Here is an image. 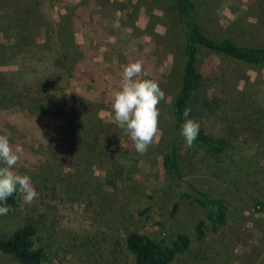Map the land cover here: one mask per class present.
Instances as JSON below:
<instances>
[{
    "label": "rangeland",
    "instance_id": "1",
    "mask_svg": "<svg viewBox=\"0 0 264 264\" xmlns=\"http://www.w3.org/2000/svg\"><path fill=\"white\" fill-rule=\"evenodd\" d=\"M208 1L210 14L202 26L206 32L227 34L239 45L264 42V13L257 19L246 13L247 5L254 0ZM25 4L34 13L31 35L35 43L50 47L57 43L67 52L73 72L65 91L66 105L68 113L75 110L72 115L77 116L72 127L85 129V134L80 133L85 140L91 138L87 134L90 129L92 134L100 133L96 152L101 164H93L88 187H96L106 174L115 183L113 188L100 191L101 202L96 205L94 196L92 199L81 196L75 202L61 201L59 195L46 196L47 187L60 181L38 165L50 156L48 144L40 146L37 155L31 153L35 162L27 164L22 159L14 166V172L30 177L38 193L31 204H26L19 191V214L31 207L44 214L46 230L42 246L52 264H134L124 246L129 232L151 237L163 235L166 241L169 233L188 235L191 247L184 259L190 264H264V154L262 149L258 150L255 129L244 119V112L264 111V65L252 66L219 57L208 79L207 85L216 92L230 119L234 137L248 142L245 152L212 155L195 144L191 148L186 143L181 146L179 162L186 186L192 192L194 188L209 192L226 208L225 223L214 232H207L205 241L199 243L195 227L203 219V213L184 198L179 201L174 217H169L176 185L161 167L165 141L174 127L172 108L184 68L185 30L174 3L171 0H0V8L7 7L4 10L8 13L12 9L21 10L26 17L31 14L27 6L23 7ZM238 17L237 23L250 31L244 37L237 35L236 25L231 24ZM24 60L29 62V53ZM10 61L0 65V71L7 76L18 68L16 59ZM135 61L142 62V78L155 81L164 93L158 105L157 138L143 154L135 150L126 129L117 125L112 108L113 93L119 89L123 68ZM7 112L8 115L0 113V135H7L10 143L12 136H16L13 125L21 119L15 110ZM2 128H9L11 134L4 133ZM74 134H67L71 146L78 140ZM98 153L103 154V159ZM64 174L71 180V169L64 168ZM100 209L101 214L97 213ZM3 229L5 233L12 230ZM84 230L113 234L115 244L102 235L106 238L101 242L108 244H99L101 248L92 255L78 258L71 251L68 234ZM0 264L19 263L0 253Z\"/></svg>",
    "mask_w": 264,
    "mask_h": 264
},
{
    "label": "trees",
    "instance_id": "2",
    "mask_svg": "<svg viewBox=\"0 0 264 264\" xmlns=\"http://www.w3.org/2000/svg\"><path fill=\"white\" fill-rule=\"evenodd\" d=\"M171 1L185 30L182 52L184 68L181 88L172 108L174 127L165 141L161 167L167 178L176 185V193L168 210L169 217H174L179 201L184 198L196 204L203 213V219L195 227V237L199 243H203L207 232H214L225 223L226 208L219 198L209 192L195 188L191 192L183 181L179 155L185 139L181 135V127L187 118L198 122L199 134L193 144L209 154L223 155L233 151H246L248 142L234 137L230 119L223 111L221 100H218L216 92L207 84L219 57L252 66H263L264 42L239 45L227 34L214 35L206 32L202 26L210 14L211 3L208 0ZM28 5H23L27 6L26 9L30 12L28 14H31L26 17L21 10L10 9L8 13L4 10L7 7L0 8V65H6L10 60L16 59L18 67L9 74L10 76L0 71V113L8 115L7 111L15 110L21 119L13 125L16 128V136H12L10 144L23 148L20 160H26L27 164L35 162L36 151L40 146L48 144L50 156L38 165L55 174L60 181L51 188L47 187L46 196L59 195L61 201L71 202L77 201L81 196L88 199L94 196L97 197L94 200L97 202L95 205L100 204V191L105 187L115 186L113 178L106 174L96 187H88L93 164H101V160H97L96 152L100 133L92 134L90 129L87 134H90L91 138L85 140L86 137L80 133L85 134L86 130L72 127L77 122V116L74 118L72 115L75 110L68 113L66 105L65 91L73 72L67 52L62 51L57 43L52 47L35 43L31 35L34 13ZM246 13L249 17L257 19L264 13V0L252 1L247 5ZM238 20L239 17L231 24L236 25L235 33L244 37L246 32L250 31L237 23ZM20 21L23 22L22 25ZM229 29H232L231 26ZM252 41L256 42L253 39ZM28 53L29 62L24 60ZM200 67H203V70ZM206 73L208 74L205 76ZM185 109L189 110L187 118L183 116ZM244 113L245 122L251 125V129H255L253 133L259 140L258 150L262 149L264 154V111L250 110ZM2 131L11 134L9 128H2ZM69 132L75 133V138L80 140L72 142V146L67 141ZM106 151H109L108 147ZM98 155L102 158L103 154ZM66 167L73 172L71 180L63 175ZM19 195L17 190L8 197L5 203L10 210L7 215H0V253L19 264H52L48 252L42 246L43 233L46 230L45 216L36 207L28 208L19 214ZM101 212L102 209L97 213ZM3 228L12 230L5 233ZM88 231L68 234L71 251L78 258L89 257L96 249L101 248L99 244H108L101 242L106 238L102 235L109 237L112 245L115 244L116 238L113 234ZM124 246L131 254L134 264H190L184 258L190 250L191 241L184 233H169V240L166 241L163 235L151 237L129 232L125 236Z\"/></svg>",
    "mask_w": 264,
    "mask_h": 264
},
{
    "label": "clouds",
    "instance_id": "3",
    "mask_svg": "<svg viewBox=\"0 0 264 264\" xmlns=\"http://www.w3.org/2000/svg\"><path fill=\"white\" fill-rule=\"evenodd\" d=\"M143 65L141 61L131 62L123 68L119 89L113 93L112 108L117 125L126 129L134 142L138 153H145L148 146L157 138L159 132L158 105L164 99V93L158 84L151 79L142 78ZM184 117L189 116L185 109ZM199 123L193 119L184 120L181 135L186 146L191 148L199 134ZM23 148L13 147L7 135H0V215H7L10 208L5 203L8 197L19 190L24 196V202L31 204L38 196L32 186L30 177L20 175L12 169L20 161Z\"/></svg>",
    "mask_w": 264,
    "mask_h": 264
},
{
    "label": "water",
    "instance_id": "4",
    "mask_svg": "<svg viewBox=\"0 0 264 264\" xmlns=\"http://www.w3.org/2000/svg\"><path fill=\"white\" fill-rule=\"evenodd\" d=\"M191 190V192H192V189H190Z\"/></svg>",
    "mask_w": 264,
    "mask_h": 264
}]
</instances>
